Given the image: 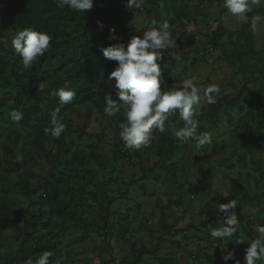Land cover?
<instances>
[{"label": "rangeland", "instance_id": "rangeland-1", "mask_svg": "<svg viewBox=\"0 0 264 264\" xmlns=\"http://www.w3.org/2000/svg\"><path fill=\"white\" fill-rule=\"evenodd\" d=\"M155 1L149 19L147 20L145 15L142 16L148 22L147 25H144L138 16L134 21L129 19L130 12L126 10L125 0L116 2L117 14L107 22L126 25L128 29H132L136 24L146 28V31L152 19L161 23L168 22L169 31L177 42L175 53L181 57L176 61L172 58L170 50L165 53L163 78L168 86L179 85L181 81L195 77L202 88L209 84H216L219 88L218 93L212 94L215 97V103L212 104L207 102L208 98L203 93L200 94L201 107L207 109L208 116L200 118L199 114L196 117L200 121L199 128L205 129H198V132H209L211 143L202 150L194 146L195 141H188L183 151L175 154L166 169L155 166V152L149 151L150 146L140 151L128 149L130 154L138 153V156L117 163L114 161L116 150L112 146L114 136L111 128L114 120L111 117L102 118L97 111H94L95 116L87 117L88 109L83 108L84 105L74 107L76 113L71 116L74 121L70 126L77 149L83 155H95L101 168L98 167L100 165L98 162L89 158L90 161L82 165L78 173L82 182L70 179L66 185H69L68 189L70 186L73 187V193L63 192L58 201L53 203L47 201L28 207L25 195L18 190L9 196L8 201L13 205L12 210L19 211L25 219L18 222V230L11 227L9 230L7 228L0 230V259L6 263L27 264L31 259L34 264L40 254L28 257L27 252L32 245L35 248L43 245L45 251L53 253L49 258V264H55V260L61 257H64L63 264H161L158 258H164L165 255L170 257L172 264H206L207 255L225 257L229 253H234V259L230 260L236 264L239 258L245 255V249L250 246L251 240L259 236L258 226H264V191L261 188L264 187V178H261L264 174V140L258 139L257 130L261 116L249 124L253 131L244 128V124L250 123L254 114L248 107L236 109L231 120H228V116L222 110L223 107L219 109L218 106L236 95L245 80L218 61V56L220 58L221 56L217 51H211L202 59L199 55L210 42L216 43V40L211 39V35L218 27L219 12L225 9L223 1L202 0L197 12V3L177 0L178 4H182V9L187 8L191 12L182 17L179 23L168 21L169 18L165 16L160 0ZM231 17L229 13L221 17L224 29L228 30L224 33L222 43L230 50L233 45H230L228 33L230 31L237 33V30L240 31V25L246 23L236 18L235 23L231 25ZM181 25L188 34L194 36V40L187 36L182 38L175 33L176 29L182 31ZM87 28L88 26H85L81 31L82 35ZM258 28L260 24L257 21L253 48L254 53H260L263 57L253 59L256 64L255 77L258 78L256 87L251 85L253 90L259 85L264 88L260 72L264 68L262 67L264 24L260 30L262 33H256ZM134 35L118 36L121 42L127 43ZM233 36V42L240 40L236 35ZM116 42L100 39L99 48ZM88 51L89 48L85 47L77 56L72 52L68 54L60 40L56 42L52 40L50 51L31 68L25 69L22 60L19 59L17 75H24L29 83L31 78H36L37 75L43 78L41 82L33 80L32 86L35 91L31 100L27 101L29 106H41L42 96L49 92L46 90L50 87H46L47 84H54L51 91L54 94L64 85L66 79L58 72L61 58H64L66 63L69 60L71 63L79 62L76 67L87 69V66H92L93 58ZM72 54L74 56H67ZM116 63L107 61L100 52L97 63L100 71L97 72L101 81L107 78L106 83H109L110 79L105 74L114 70ZM12 65H16V62L13 61ZM11 70L12 68L8 69L7 76H10ZM41 83L44 85L42 91L39 90ZM87 84L84 79H80L69 86L75 89ZM13 85L17 84L13 82ZM55 97L59 98L56 95ZM99 98L100 95H97L98 100ZM245 99L248 97L244 93L242 100ZM260 104L264 107V95ZM11 115L12 113H7L5 120L1 122L6 130L0 136V153L2 144L9 139L8 136L12 139L13 131L19 128ZM210 117L215 118L212 128L208 122ZM176 124L171 123L172 131L182 127L179 124L177 127ZM236 133L246 138L241 149L235 148L236 143L239 144ZM109 134L110 140H106ZM161 136V132H154L151 144H157ZM213 143L217 145L215 148L212 147ZM229 147L235 150L226 155V149ZM16 153L20 155V152L14 150L13 156ZM241 153L245 155L246 164L234 166L233 164L238 161L237 154ZM13 156L9 162H19L18 158ZM225 156L229 166L232 165L233 168L221 164ZM215 157H219L218 161ZM44 163L45 161L34 157V164L18 170L17 176L31 174L36 177L32 180V186L42 184L45 186L44 182L40 184L39 177H44L48 171L57 175L59 171L63 172V165L42 169ZM142 179L144 180L140 183H143L144 189L139 188V181ZM84 200H87L85 207L83 203L81 204ZM110 200L113 201L110 208L112 213L105 216L106 205ZM232 200L236 201L235 212L240 221L237 233L230 239H213L210 232L213 228L222 227L225 219L219 207L222 203L227 204ZM60 202L63 203L62 207ZM210 214H215V218L206 221ZM28 219L30 228L27 229L25 222L28 223ZM26 234L31 237L27 239ZM239 240H243V243L236 242ZM23 251H26V254L22 255Z\"/></svg>", "mask_w": 264, "mask_h": 264}, {"label": "trees", "instance_id": "trees-1", "mask_svg": "<svg viewBox=\"0 0 264 264\" xmlns=\"http://www.w3.org/2000/svg\"><path fill=\"white\" fill-rule=\"evenodd\" d=\"M183 1L186 3H197V12L202 3V0ZM216 1L220 2L223 0ZM116 2H118V0H96L93 9L84 13L70 10L67 7L60 9L56 6L55 0H0V136H2L3 132L6 130L5 125L1 124L2 120H5L6 114L13 113L14 111L23 113V119L19 122L15 121V124L19 127L16 129L17 132L15 130L13 131V135L11 134L13 137L12 139L8 136L9 139L2 144L0 153V230L6 228L9 230L10 227L18 230V222L25 219L19 211L12 210L13 205L8 201L9 196L14 194L16 190L25 195L24 197L28 202V207L42 204L47 201L53 203L54 201H58V198L63 192L73 193V187L70 186L68 189L67 187L69 185H66L70 179L82 182V178L78 173H80V167L90 161L89 158L99 163L95 155H83L81 151L77 149L70 123L74 121V118H71V116L76 113L73 108L77 106L80 107L81 105H84L82 106L83 108L86 107L88 109L87 117L95 116L94 111L99 112L102 118L108 117L104 113V91L109 90L114 93L115 80L110 79L107 84V78L103 81L99 79L100 76L97 71H100V68H98L97 63L100 59L101 52L99 48L100 39L107 40L110 35V30L113 28L115 29L116 35H138L146 31V28L136 24L133 25L132 29H128L129 27H126V25L121 26L118 23L107 22V20L117 14L118 4ZM160 2L163 5L165 16L169 18L168 21L179 23L182 17L191 13L187 8L186 10L182 9V4H178L177 0H160ZM155 3V0H145L142 9H126L130 12L129 19L134 21V19L137 18L136 16H138L141 18L143 24L147 25L146 23L148 22L144 20L142 16L145 15L148 20L153 12ZM156 9L160 10L159 7H156ZM227 13L226 9L219 12L218 27H216V31L211 35V39L216 40V43L210 42L207 48L199 55H201L202 59L203 57L205 58L207 54H210L211 51H217L222 58L218 56V61L225 64L230 70H233L235 75H239L245 80L241 90L230 100L223 101L218 108L220 109V107H223L222 110L224 114L228 116V120H231L232 113L236 109L242 110V108L245 109V107H248L250 111H254L253 119H251L250 123L244 124V128L249 131H253L249 124L254 123L256 117L261 116V122L258 124L257 130L259 132L258 139L263 141L264 107L260 102L264 95V88L262 85H259L256 90L251 89L252 84L256 87V82L258 80V78L255 77L256 64L253 62V59H261L263 56L260 53H254L253 39H256V37L254 36L255 30L252 26V20L245 24H241L239 28L240 31L237 30V33L233 31L228 33V38L231 41L230 45H233V48L231 50L226 48V44L222 43V39L224 33L228 32V30L224 29L221 17ZM231 18L232 23H235L234 16ZM101 23L103 25L102 27L100 26ZM85 26H88V28L82 35L81 31ZM29 27L48 33L52 37L53 42L60 40L62 47L68 54L72 52L77 56L85 47L89 48L88 54L93 58V65L87 66V69L76 67L79 62L71 63L69 60L68 63H66L64 58H61L59 61L60 65L58 72L63 74L66 81L69 82V85L75 84L80 79H84L88 82L86 86L75 87L74 90L76 95L69 103L60 104L59 98H56L55 94L51 92L54 84H47L46 87L50 86L46 89L49 92H46L45 96H42L41 99L43 101L41 100V106H29L27 101L31 100L35 91V88L32 86L33 80H39L41 82L43 78L37 75L36 78H31V83H29L28 79L24 78V75H17L16 67L18 60H22V58L10 47L11 36ZM175 33L179 34L182 38L187 36L190 40H194V36L188 34L183 27L182 31L179 32V30L176 29ZM233 35L239 37L240 40L233 42ZM181 46L182 45H180V47ZM52 48L53 45L51 49ZM170 51L175 52L176 50L170 49ZM73 54L67 56H74ZM9 60L12 61L9 62ZM13 61L16 62V65H12ZM262 67H264V64H262ZM9 68H12V70L10 71V76H7ZM111 72L105 74V76L109 77ZM260 72L262 80H264V68ZM13 82L17 85H13ZM201 93H203V91H201ZM244 93L247 95L248 99L243 101L242 98ZM97 95H100L99 100L97 99ZM6 108L8 109L6 110ZM57 109L59 110L58 112L56 111ZM54 113L66 125L65 132L62 133L58 139L50 135H45L43 131L45 127L51 126L50 121ZM207 116V109L202 106L200 118ZM111 118L114 120L111 128L113 132L112 136H114L112 138V146L116 150L114 153V161L120 163L127 159L130 160L133 157H137L138 153L130 154V152H128V149L125 148L119 136L120 124L125 119L123 110ZM210 119L208 122L211 123L210 128H212V123H215V118L210 117ZM7 120H9V118H7ZM171 123H177L176 126L178 127V124L183 126L184 122L180 120L178 112L170 115L168 122H166V131L158 138L157 144H151L149 147L150 152H155V166H159L160 169H166L168 163L174 159L175 154L181 153L180 151H183L185 148V143H181L173 138ZM199 129L205 130L204 128ZM19 131L25 133H20ZM235 136L239 138V144L236 143L235 148L241 149L243 147L242 145H245L246 138L238 133H236ZM106 140H110V134ZM107 144L110 143L107 142ZM212 145L213 148L217 146L214 145V143ZM194 146L197 148L195 142ZM27 147L29 148L27 149ZM205 147H207V144L198 149L203 150ZM235 148H227L226 155L231 153V150H235ZM14 150L20 152V155L16 153L13 156ZM237 155L238 161L233 165H245V155L243 156L242 153ZM11 156H13V158L17 157L19 162H9ZM33 156L38 160L45 161L42 169H46L47 167L50 169V167L53 168L56 165L59 167L63 165V172L59 171L57 175H53L48 171L44 177H39L41 180L40 184L44 182L45 186L43 184L37 187L32 186V180H35L36 177L31 174L17 176V172L21 168L24 169V167H30L31 164H34ZM218 159L219 157H215L216 161H218ZM222 163L229 166L227 156H225L221 164ZM98 167L101 168V164ZM229 168H233V166L230 165ZM256 170H258L257 167ZM12 177L13 179L11 180ZM261 178H264V174L261 175ZM143 180L144 179L139 181V188L142 189H144V185L140 182ZM255 181L259 185L258 181ZM261 188H263L264 191V187ZM185 190H187L186 187ZM34 200L37 201L32 202ZM111 202L113 201L110 200L106 205L105 216H109L112 213L110 212ZM82 203L84 207L87 206V200H84L81 204ZM62 205L63 203L60 202V207H62ZM214 218L215 214H210L209 218H206V221L213 220ZM29 223L30 221L28 219V223L25 222V224H27L25 228H30ZM26 235L27 239L31 237L29 234ZM43 251H45L43 245L36 248L32 245L27 252V256L41 254ZM25 252L26 251H23L22 255L26 254ZM244 256L245 255L239 258L240 264H245ZM158 260L161 264H172V260L169 256L167 257V255H165L164 258H158ZM0 264L8 263L0 259ZM206 264H234V262L230 259L226 261L224 257L207 255ZM257 264H264V259L257 261Z\"/></svg>", "mask_w": 264, "mask_h": 264}, {"label": "clouds", "instance_id": "clouds-1", "mask_svg": "<svg viewBox=\"0 0 264 264\" xmlns=\"http://www.w3.org/2000/svg\"><path fill=\"white\" fill-rule=\"evenodd\" d=\"M264 0H223V7L229 14L239 21L247 22V13L251 11V4L261 3ZM56 6L60 9L68 8L76 12L92 10L96 0H55ZM145 0H126L127 9H142ZM259 17L252 18V26L255 29ZM103 26L102 23L100 25ZM170 25L167 21L159 22L152 19L148 30L141 35L132 36L127 43L121 42L116 35L115 29L110 30L109 46H101L100 51L107 61H115L116 67L110 73L109 79L115 80V92L104 91V113L113 117L123 110L125 119L120 124V139L125 148L140 151L150 146L154 132L166 131V122L170 115L179 113L183 126L173 129V138L181 143L195 141L197 148L211 143L209 132H198L200 121L196 117L200 114L201 102L200 93L208 98L209 104L215 103L213 93H218L216 84H209L202 88L198 86L195 77L185 79L179 85L168 86L163 78L165 53L177 47V42L169 31ZM10 47L22 58L25 69L44 57L50 51L52 37L34 28H24L11 36ZM174 60L181 59L175 52L171 53ZM44 85H39L42 91ZM56 96L60 104H67L76 95L74 89L65 81L64 85L57 89ZM59 111L58 109L56 110ZM14 121H21L23 113L14 111L11 115ZM50 127L43 129L45 135L53 138H60L65 132L66 125L54 113L50 121ZM236 201L232 200L227 204H221L219 211L224 214L223 226L213 228L210 236L213 239H230L237 233V226L240 221L235 212ZM259 236L249 243L245 249V264H257V261L264 259V226H258ZM243 243V240L236 241ZM53 253L45 251L41 253L34 264H49V258ZM64 257L55 260V264H63ZM227 261L234 259V253L224 257ZM27 264H33L30 259ZM236 264H240L239 261Z\"/></svg>", "mask_w": 264, "mask_h": 264}, {"label": "crops", "instance_id": "crops-1", "mask_svg": "<svg viewBox=\"0 0 264 264\" xmlns=\"http://www.w3.org/2000/svg\"><path fill=\"white\" fill-rule=\"evenodd\" d=\"M247 15L249 18L247 22L251 21L253 17H259V19L257 21L260 24V28L256 29V33H262L260 30H261L262 24H264V2L251 4V11L248 12ZM250 15H252V16H250ZM234 18L236 19V17H234ZM232 24H234V23H231V25Z\"/></svg>", "mask_w": 264, "mask_h": 264}]
</instances>
